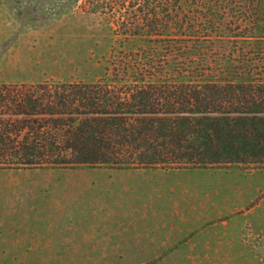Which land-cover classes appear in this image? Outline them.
Segmentation results:
<instances>
[{"label":"trees","instance_id":"obj_1","mask_svg":"<svg viewBox=\"0 0 264 264\" xmlns=\"http://www.w3.org/2000/svg\"><path fill=\"white\" fill-rule=\"evenodd\" d=\"M96 82L0 83V168L264 164V0H83Z\"/></svg>","mask_w":264,"mask_h":264},{"label":"rangeland","instance_id":"obj_2","mask_svg":"<svg viewBox=\"0 0 264 264\" xmlns=\"http://www.w3.org/2000/svg\"><path fill=\"white\" fill-rule=\"evenodd\" d=\"M83 0H0V83L96 82ZM0 264H264V164L0 168Z\"/></svg>","mask_w":264,"mask_h":264}]
</instances>
